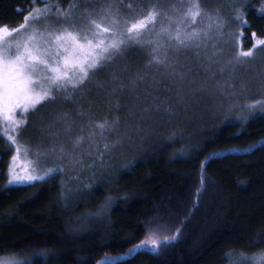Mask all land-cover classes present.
Returning a JSON list of instances; mask_svg holds the SVG:
<instances>
[{"label": "snow or ice", "instance_id": "obj_1", "mask_svg": "<svg viewBox=\"0 0 264 264\" xmlns=\"http://www.w3.org/2000/svg\"><path fill=\"white\" fill-rule=\"evenodd\" d=\"M75 7L77 5L73 4L68 11L57 9L55 14L48 6L31 8L24 15L23 23L15 26L0 24V138H6L12 146L7 165L9 186H31L64 171L60 164L42 169L41 164L49 156L66 159L69 164L82 162L66 150L64 143L47 144L43 140L32 149L35 159H28L30 149L19 138L31 125L30 116L61 101L72 100L77 93L89 90L90 85L99 90L112 88L113 91L106 95L115 94L113 85L123 87L122 80L114 76L111 83L105 84L98 82L97 77L122 59L131 46H138L147 56L144 73H138L134 80L128 81L132 87L143 82L153 70L170 78L174 84L190 86L197 83L188 79L198 75L197 68L215 76L214 64L234 68L244 58H254L258 47L264 49V39H258L252 49L241 50L235 55L227 52L219 38L227 24L223 10L205 7L202 0L168 4L158 0H135L123 8L113 0H87L79 13L71 10ZM205 17L210 23L203 28L197 27L198 18ZM241 23L246 25L247 21L241 19ZM188 57L194 58L195 66L187 62ZM224 96L229 107L237 106L239 93L233 90L224 92ZM244 107L264 110V99ZM18 112L22 118H18ZM77 115L82 121L79 125L67 113H60L57 121L69 135L73 148L85 141L95 146L93 164L103 166L106 154L111 157L115 149L122 148L141 131L126 125L127 130L120 134V117L112 111L97 114L89 107ZM77 126L80 134L72 136ZM85 129L86 136L83 134ZM200 183L202 187L205 184L203 172ZM170 230L158 218H153L145 226V238L126 255H131L137 248L158 251L171 244L178 240L182 224L175 227L171 235L166 234ZM247 259L250 264H264V251L253 252ZM0 264H35V261H20L10 255L0 257ZM101 264H115V258L106 257Z\"/></svg>", "mask_w": 264, "mask_h": 264}, {"label": "trees", "instance_id": "obj_2", "mask_svg": "<svg viewBox=\"0 0 264 264\" xmlns=\"http://www.w3.org/2000/svg\"><path fill=\"white\" fill-rule=\"evenodd\" d=\"M255 1L236 0L234 9L248 14L252 25L261 28L264 16L254 13ZM34 3L0 0V24L21 23ZM205 124L203 136L195 141L190 154L179 156L163 145L145 147L147 156L133 167L131 178L134 181L146 177L148 185L136 181L135 193L117 201L108 220L89 219L81 224L74 221L84 220L90 208L106 197L103 180L99 179L88 197L67 203L62 201V190L57 184L5 188L9 151L1 147L0 204L28 203L60 215L35 228L21 229V237L6 240L0 249L25 250L35 264H101L106 257H118L115 264H229L236 252L249 257L253 252L264 251V214L256 209V205L264 203V186L253 190L249 182L224 174L229 169L225 165H236L243 171L264 167V111L245 113L236 121ZM163 156L168 159L167 166L160 170L154 158L160 160ZM215 162H221L223 170L214 171L211 167ZM143 169L147 173L141 177ZM88 185L89 182L83 187ZM77 211L79 217L74 214ZM153 218L171 229L168 235L182 224L178 240L158 251L137 248L126 255L145 238V226ZM6 226L11 225L0 222V231ZM246 262L250 264L248 259Z\"/></svg>", "mask_w": 264, "mask_h": 264}, {"label": "rangeland", "instance_id": "obj_3", "mask_svg": "<svg viewBox=\"0 0 264 264\" xmlns=\"http://www.w3.org/2000/svg\"><path fill=\"white\" fill-rule=\"evenodd\" d=\"M34 1V8L43 9L48 6L52 14H55L57 9L68 11L73 4L77 7L71 10L79 13L87 2V0H41V3L36 4V0ZM113 2L123 8L124 5L135 2V0H113ZM143 2H149V0H143ZM158 2L162 4L185 3L187 0H158ZM202 3L205 7L222 8L227 24L219 38L223 41L222 47L231 55H235L241 50L252 49L256 40L264 39V26L254 27L248 14L235 10L236 0H202ZM254 6V13L257 16H264V11H261L264 9V0H256ZM241 19L246 20L247 24H242ZM23 22L24 20L21 23ZM209 23L207 17L198 18L197 27L203 28ZM253 33L256 34L255 37ZM187 62L195 66L193 57H188ZM146 63L145 51L138 46H131L122 59L97 77L98 82L105 84L111 83L114 76L122 80L123 87L118 84L113 85V88L116 89L115 94L106 95L113 91L112 88L99 90L95 85H90L89 90L82 94L77 93L72 100L61 101L50 108L41 109L36 116H30L31 125L24 136L19 138L21 143L30 149L28 159H35L32 149L36 143L43 140L47 144L64 143L68 152L82 160L81 163L69 164L66 159L49 156L41 164L42 169L55 167L57 164L63 166L64 171L58 175L46 178L44 182L35 183L38 185L47 184L49 187L52 184L59 185L62 190V201L67 203V201L84 199L89 196L99 179L105 182L106 197L95 208H90L91 210L87 212V217L84 220L82 218L75 220L76 224H81L89 219L108 220L111 217L112 206L117 201L133 195L137 189V182L148 185L146 177L144 179L139 177L134 181L131 178L133 167L137 163L140 164L142 159L147 156L145 147L154 149L163 145L166 150L176 151V155L190 154L195 141L203 136L206 121H236L240 120L245 113L264 111L259 107L254 110L244 107L247 103L264 99V86H262L264 85V49L258 47L255 50L254 58H244L234 68L224 64H214L212 68L216 73L215 76H210L203 69L197 68L198 75L188 77V79L196 80L197 83L190 86L174 84L170 78L162 76L155 70L147 74L143 82H137L135 87L130 86L128 81L134 80L138 73L143 74ZM221 68L224 70L221 71ZM233 90L239 93V100L237 106L229 107L224 92ZM222 101L223 103H221ZM89 107L97 114H108L112 111L114 115L119 116L120 134L127 130L126 125L132 126L133 130L137 127L141 130L138 135L126 141L122 148L115 149L111 157L106 154L103 166L99 163L93 164L96 151L94 145L85 141L79 147L73 148L69 135L63 132V125L57 121V116L60 113H67L79 125L82 121L77 113L81 110L87 111ZM17 116L22 118L19 112ZM55 133H59V135L55 136ZM77 134H80L79 126L73 129L71 135ZM83 134L87 135L86 129ZM170 138H173L175 142H181L182 145L172 143ZM1 147L4 148L3 151H9L8 165L12 155V146L6 138H0ZM154 160L157 169L166 168L168 159L164 156L160 160L157 158ZM223 167L221 162H215L211 168L217 171V169L223 170ZM225 167H229V169L224 174L249 182L248 184L253 190L257 189L259 185L264 186V167L258 166L250 171L240 170L241 168L236 165H225ZM7 172L6 166L5 188L22 186H9ZM0 173H2L1 170ZM146 173L147 169L145 171L143 169L140 171V176L144 177ZM121 175L126 176L123 178ZM87 182L89 185L83 187ZM256 209L264 214V203L256 205ZM74 214L77 217L80 215L79 211ZM59 215L54 210H41L38 205L31 206L28 203L0 204V222H7L11 225L0 231V246L14 236L21 237V229L35 228L39 223L54 219ZM10 255H15L20 261L33 260L25 250L3 251L0 249V257ZM113 258L116 261L118 257ZM246 258L242 253L236 252L229 264H249L246 262Z\"/></svg>", "mask_w": 264, "mask_h": 264}]
</instances>
